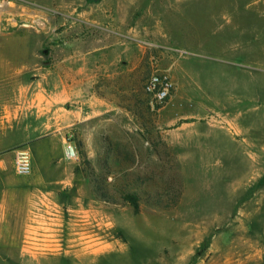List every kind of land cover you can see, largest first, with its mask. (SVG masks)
Masks as SVG:
<instances>
[{
  "label": "rangeland",
  "instance_id": "1",
  "mask_svg": "<svg viewBox=\"0 0 264 264\" xmlns=\"http://www.w3.org/2000/svg\"><path fill=\"white\" fill-rule=\"evenodd\" d=\"M0 53L26 84L86 67L93 95L63 103L56 132L26 147L24 251L10 245L3 264L264 260V0H0ZM156 71L175 85L163 106L144 91ZM104 161L110 183L138 175L141 192L177 178L180 203L100 202Z\"/></svg>",
  "mask_w": 264,
  "mask_h": 264
},
{
  "label": "crops",
  "instance_id": "2",
  "mask_svg": "<svg viewBox=\"0 0 264 264\" xmlns=\"http://www.w3.org/2000/svg\"><path fill=\"white\" fill-rule=\"evenodd\" d=\"M9 61L7 54L0 53V264L6 260L10 245L15 250L21 245L22 256L24 251L25 178L16 174L14 165L7 164L8 158L14 157L15 149L30 148L33 141L55 133L63 103L80 99L83 104L93 97H88L92 92L86 67L64 75L50 69L40 73L36 82L26 84V67ZM48 195H44V202L50 199ZM27 200L34 203L32 198ZM256 264H264L262 256Z\"/></svg>",
  "mask_w": 264,
  "mask_h": 264
},
{
  "label": "trees",
  "instance_id": "3",
  "mask_svg": "<svg viewBox=\"0 0 264 264\" xmlns=\"http://www.w3.org/2000/svg\"><path fill=\"white\" fill-rule=\"evenodd\" d=\"M100 166V181L94 187V192L100 202L115 203L117 201L115 197L118 196L124 204L132 207L136 213L141 209V204L144 201L143 195H146L145 201L148 205L162 210L175 208L180 203L183 189L177 178H174L172 182H167L166 186L160 187L155 193L145 192V190L141 192L137 189L145 185L146 182L143 177L136 175L132 179L127 178L124 184H118L116 180L114 183H110L108 178L114 175L110 162L104 161ZM110 186L114 193L110 191Z\"/></svg>",
  "mask_w": 264,
  "mask_h": 264
},
{
  "label": "built area",
  "instance_id": "4",
  "mask_svg": "<svg viewBox=\"0 0 264 264\" xmlns=\"http://www.w3.org/2000/svg\"><path fill=\"white\" fill-rule=\"evenodd\" d=\"M144 91L151 97L152 105H165L175 93V85L170 76L156 71L145 81ZM64 154L66 159L76 162L80 159L78 148L73 141L66 140ZM14 167L19 176H29L32 173V160L28 148L19 147L14 150Z\"/></svg>",
  "mask_w": 264,
  "mask_h": 264
},
{
  "label": "bare ground",
  "instance_id": "5",
  "mask_svg": "<svg viewBox=\"0 0 264 264\" xmlns=\"http://www.w3.org/2000/svg\"><path fill=\"white\" fill-rule=\"evenodd\" d=\"M98 244H95V245H92V246H89L87 248H85L86 252L87 253H90V254H94V255H98L100 252L99 249H95L97 247ZM85 254V253H84ZM87 255V254H86ZM89 255V254H88Z\"/></svg>",
  "mask_w": 264,
  "mask_h": 264
}]
</instances>
